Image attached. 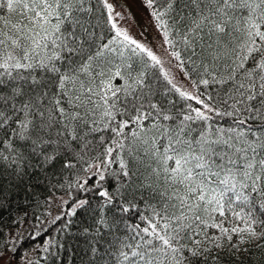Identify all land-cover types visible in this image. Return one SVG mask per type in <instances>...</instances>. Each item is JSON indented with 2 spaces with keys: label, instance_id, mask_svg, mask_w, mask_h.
Returning a JSON list of instances; mask_svg holds the SVG:
<instances>
[{
  "label": "snow or ice",
  "instance_id": "obj_1",
  "mask_svg": "<svg viewBox=\"0 0 264 264\" xmlns=\"http://www.w3.org/2000/svg\"><path fill=\"white\" fill-rule=\"evenodd\" d=\"M146 5L162 54L119 0H0V221L17 190L74 183L94 193L70 213L88 264H247L264 251V0ZM20 239L0 264H35Z\"/></svg>",
  "mask_w": 264,
  "mask_h": 264
},
{
  "label": "trees",
  "instance_id": "obj_2",
  "mask_svg": "<svg viewBox=\"0 0 264 264\" xmlns=\"http://www.w3.org/2000/svg\"><path fill=\"white\" fill-rule=\"evenodd\" d=\"M77 175L83 176L84 174L77 173ZM69 180H72V175L66 174L62 183L67 184ZM53 183L55 184L56 181L54 180ZM91 186L92 181L89 180L86 187L90 188ZM58 193L68 194L66 208L59 215L62 219L55 221L53 224L51 222L55 218H51L52 220L50 219L48 224H44L38 230L35 220L38 216L41 218L49 217L50 201ZM12 199L15 205L11 208V215L5 213L3 220L0 221V231L3 232L0 239H9V231L26 222L32 224L33 228L29 234L27 233L22 237L17 246L23 250L25 256L30 254V260L35 261V264H88V256L85 252L87 245L84 243L83 234L80 231L86 217L82 215L80 210H77L75 216L70 215V213L72 208L75 207L74 201L79 199L91 201L94 199L93 192L78 190L73 183L71 188H53L51 190L40 186L35 189L34 197L17 190ZM37 201L39 206H37ZM65 224L68 225L67 228L64 227ZM143 226L141 224V227ZM36 232L41 233V235L35 236ZM30 236L31 239H29ZM57 245H60V247H57ZM44 247H48L49 252H44ZM50 253L58 254V258L55 255H50ZM247 255L251 257L247 264H264V251H250Z\"/></svg>",
  "mask_w": 264,
  "mask_h": 264
},
{
  "label": "rangeland",
  "instance_id": "obj_3",
  "mask_svg": "<svg viewBox=\"0 0 264 264\" xmlns=\"http://www.w3.org/2000/svg\"><path fill=\"white\" fill-rule=\"evenodd\" d=\"M123 14H126L130 20V31L134 30L133 34H140L143 37L144 42L148 43L149 47H153L158 54H162V49L159 45L162 43L161 34L159 29L154 26V21L150 15V9L147 8L146 0H119V9ZM162 59L167 60L168 58L162 55ZM166 70L172 72L176 76L179 83L186 84V81L182 74L176 71L174 67L169 68L168 64L165 63ZM68 200V194H56L52 197L49 204V211L46 218L37 217L35 225L38 226V230L44 225L50 222L51 218H55L62 214L66 208V202ZM63 201V202H62ZM52 220V219H51ZM33 226L29 223H21L20 225L12 228L9 231V239H13L15 236H19L21 239L25 234L31 232ZM20 239V240H21ZM235 239V237H234ZM19 240V241H20ZM25 257L31 259V255L27 254ZM20 264H25V261L21 259Z\"/></svg>",
  "mask_w": 264,
  "mask_h": 264
}]
</instances>
